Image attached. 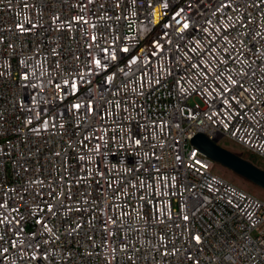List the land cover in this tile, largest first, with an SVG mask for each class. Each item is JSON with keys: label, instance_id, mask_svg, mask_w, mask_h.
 Instances as JSON below:
<instances>
[{"label": "built area", "instance_id": "built-area-1", "mask_svg": "<svg viewBox=\"0 0 264 264\" xmlns=\"http://www.w3.org/2000/svg\"><path fill=\"white\" fill-rule=\"evenodd\" d=\"M198 134L264 160V0H0V264H264Z\"/></svg>", "mask_w": 264, "mask_h": 264}, {"label": "water", "instance_id": "water-1", "mask_svg": "<svg viewBox=\"0 0 264 264\" xmlns=\"http://www.w3.org/2000/svg\"><path fill=\"white\" fill-rule=\"evenodd\" d=\"M191 145L199 149L216 165H220L264 189V170L241 155L225 149L204 134L196 135L191 140Z\"/></svg>", "mask_w": 264, "mask_h": 264}, {"label": "rangeland", "instance_id": "rangeland-1", "mask_svg": "<svg viewBox=\"0 0 264 264\" xmlns=\"http://www.w3.org/2000/svg\"><path fill=\"white\" fill-rule=\"evenodd\" d=\"M218 144L220 146L224 147L225 149H227L233 153H236L238 155H241L244 152L243 148H241L235 142H233L227 138L221 139ZM254 164L264 170V160L262 158L256 156V158L254 160ZM215 172L221 178L227 180L231 184L237 186L238 188L246 191L250 195H252V196H254V197H256V198H258L264 202V189H262L261 187L247 181L246 179L236 175L232 171H230V170H228V169H226L220 165L215 166Z\"/></svg>", "mask_w": 264, "mask_h": 264}, {"label": "trees", "instance_id": "trees-1", "mask_svg": "<svg viewBox=\"0 0 264 264\" xmlns=\"http://www.w3.org/2000/svg\"><path fill=\"white\" fill-rule=\"evenodd\" d=\"M241 156L244 159L249 160L250 162H252L254 164V160L256 158V155L252 154L251 152L244 150V152L241 154Z\"/></svg>", "mask_w": 264, "mask_h": 264}, {"label": "snow or ice", "instance_id": "snow-or-ice-1", "mask_svg": "<svg viewBox=\"0 0 264 264\" xmlns=\"http://www.w3.org/2000/svg\"><path fill=\"white\" fill-rule=\"evenodd\" d=\"M96 63L99 64L100 62L97 61ZM77 107H78V106H77ZM137 143H139V141H137ZM185 219H187V217H185ZM195 239L198 241L200 238L197 236V237H195Z\"/></svg>", "mask_w": 264, "mask_h": 264}]
</instances>
